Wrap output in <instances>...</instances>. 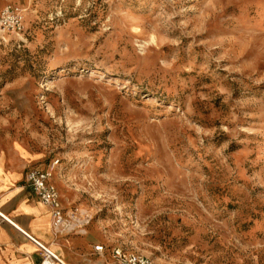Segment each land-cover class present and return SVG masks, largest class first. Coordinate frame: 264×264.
I'll return each mask as SVG.
<instances>
[{"label": "rangeland", "instance_id": "374dc122", "mask_svg": "<svg viewBox=\"0 0 264 264\" xmlns=\"http://www.w3.org/2000/svg\"><path fill=\"white\" fill-rule=\"evenodd\" d=\"M9 4L25 30L0 41V154L88 220L53 227L65 258L264 264V0Z\"/></svg>", "mask_w": 264, "mask_h": 264}, {"label": "crops", "instance_id": "0c3cea01", "mask_svg": "<svg viewBox=\"0 0 264 264\" xmlns=\"http://www.w3.org/2000/svg\"><path fill=\"white\" fill-rule=\"evenodd\" d=\"M18 1L0 0V9ZM24 156L20 149L15 150L11 161L6 162L0 154V264H41L44 256L41 246L52 249L63 264H85L82 258H65L64 250L53 242L56 235L50 207L38 199L25 178L27 157ZM71 239L67 241L68 247L89 250L93 235ZM87 261V264H104L102 260Z\"/></svg>", "mask_w": 264, "mask_h": 264}, {"label": "built area", "instance_id": "2783aa9c", "mask_svg": "<svg viewBox=\"0 0 264 264\" xmlns=\"http://www.w3.org/2000/svg\"><path fill=\"white\" fill-rule=\"evenodd\" d=\"M23 9L16 5L7 4L0 9V41H6L7 36L14 35L18 39L24 34ZM49 173L43 170H30L27 174V181L38 199L45 205L50 207L52 226L60 231H76L81 232L87 219L81 218L75 211L69 214L63 212L59 202L58 192L51 183ZM83 220V221H82ZM44 256L41 264H53L60 262L56 254L41 246ZM94 250L100 253L104 252V246L97 244ZM110 264H156L151 258L135 253L127 252L118 246H114L110 251ZM63 264V263H62Z\"/></svg>", "mask_w": 264, "mask_h": 264}, {"label": "bare ground", "instance_id": "6f19581e", "mask_svg": "<svg viewBox=\"0 0 264 264\" xmlns=\"http://www.w3.org/2000/svg\"><path fill=\"white\" fill-rule=\"evenodd\" d=\"M83 221V220H82ZM57 232H62V231H60V230H58V228H54ZM48 248V247H47ZM49 249V248H48ZM50 250V249H49ZM51 252H53L52 250H50ZM54 253V252H53ZM54 264V263H53Z\"/></svg>", "mask_w": 264, "mask_h": 264}]
</instances>
